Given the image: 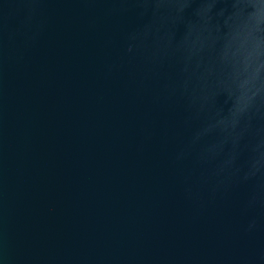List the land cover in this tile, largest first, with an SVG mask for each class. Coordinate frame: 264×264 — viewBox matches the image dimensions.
Returning a JSON list of instances; mask_svg holds the SVG:
<instances>
[{
    "label": "water",
    "instance_id": "95a60500",
    "mask_svg": "<svg viewBox=\"0 0 264 264\" xmlns=\"http://www.w3.org/2000/svg\"><path fill=\"white\" fill-rule=\"evenodd\" d=\"M0 264H264V0H0Z\"/></svg>",
    "mask_w": 264,
    "mask_h": 264
}]
</instances>
